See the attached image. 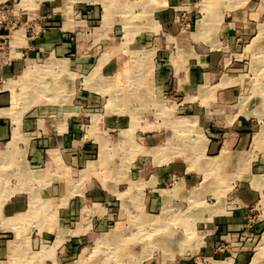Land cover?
<instances>
[{
    "label": "crops",
    "instance_id": "1",
    "mask_svg": "<svg viewBox=\"0 0 264 264\" xmlns=\"http://www.w3.org/2000/svg\"><path fill=\"white\" fill-rule=\"evenodd\" d=\"M190 1L0 0L17 21L0 86V186L14 189L0 199L10 219L0 226V254L10 241L3 238L28 230L52 239L62 263L124 208L173 210L180 231L171 240L187 239L190 219L201 223L205 240L195 254L202 250L204 264L243 259L247 206L264 186V150L254 146L264 136L256 133L263 111L247 96L252 88L234 82L240 64L227 58L242 45L239 8L218 9V23L206 10L203 29L188 10L191 24L180 29L175 8H193ZM30 209L55 219L40 229L16 226ZM168 256L135 258L192 264L191 256Z\"/></svg>",
    "mask_w": 264,
    "mask_h": 264
},
{
    "label": "rangeland",
    "instance_id": "2",
    "mask_svg": "<svg viewBox=\"0 0 264 264\" xmlns=\"http://www.w3.org/2000/svg\"><path fill=\"white\" fill-rule=\"evenodd\" d=\"M190 3H192L193 8H188L184 4L180 5L177 9L175 8V12H177L175 18L180 29L186 28L191 24L186 21V11L188 10L196 13L194 16L196 27L198 23L199 25L201 23L202 28H205L209 23V21L205 19L206 17H204L206 23L203 25L204 19L202 17L206 13V10H211L213 13L210 15L209 19H216L214 22L218 23L220 15L219 13H215L218 9L239 8L237 9L239 12L236 13L239 25H236L235 31L237 30V37L241 38L242 45L237 51L238 54L236 59L234 56L235 54L232 55L231 49V54H228L227 58H229L230 62H238L240 64L238 68L239 71L236 73L240 74V76L238 80L234 82H242L248 85V87L252 88V93L247 94L248 98L258 97L260 101V110L263 111V116L260 117V121L257 124L256 133L257 136L259 133L260 135H264V0H191ZM25 28L28 27L26 26ZM205 34L204 30H200L201 38H203ZM216 37L215 33H213L212 40L215 41ZM237 52L235 50V53ZM127 132L130 133V131ZM130 137L131 134H129L127 138ZM262 139L263 140L260 139L261 141L255 142V148H262V150H264V136ZM186 142L189 145L194 142L190 139V135L188 134L186 135ZM199 144L200 143L197 142L196 149L197 152L201 153L203 147H200ZM189 145L187 146L193 149L192 145ZM252 148L250 149L249 155L257 151ZM127 156L128 153L126 154V157ZM262 157H264V151ZM252 158H256V156L253 154L251 156V159ZM100 167L101 166L98 167V170L100 176H102L101 171L104 167H101L102 169ZM98 170H96V172H98ZM106 170V168L103 169L104 172ZM260 173L264 176V171ZM12 181L14 183L15 180ZM101 183L105 186L108 185V182L105 180H102ZM35 186L29 185L28 188L36 192ZM19 187L22 189L21 186H15V189ZM6 190L11 192L14 189L11 186L1 187L0 199L4 196L7 197L11 195L9 192H6ZM143 198L144 196H137L135 201H138L139 204H143ZM247 208L249 209L248 219L245 221L242 236H240L241 239L238 241L240 247H246L243 259H219L216 258L215 254H212L210 256L216 258V262L214 263L213 261L211 264H258V262L254 261V258L257 255L264 257V186L256 190L255 199ZM128 210H124L123 208L119 213L116 212L111 217V224L107 229L94 231V235L91 236L89 240L82 243L69 260H65L62 263L58 262L57 249L55 250L52 239L46 237L48 241L46 239L44 241L36 240L38 238L37 233L31 235V233H28L30 232L28 230L27 232L25 231V234L16 231L17 233L15 236L10 235L3 238L5 240L9 238L10 241L7 246V248H9H6L4 253L1 252L0 254V264H80L82 262V264H104V262L102 263L103 258L104 260L108 258L110 262L113 260L115 261V259H113L115 255H113L112 252L115 251L116 253L117 250L124 254L123 258L126 264H140L141 260H137L135 257L136 254L138 255L142 252L143 254H151V256L160 255L165 257L161 259V261L165 263L169 260L168 255L170 254V257L175 256L176 258L179 256H191L192 264H204L203 262L206 260V256L201 254L202 250L200 249L199 252L195 254L198 247H201L205 240L204 238V240L201 241L200 238L202 237L200 231L201 223H194V220L190 219L191 223L188 224L185 230V236L188 239L171 240L170 237L174 232H176V230L180 231L179 225L173 223V210L172 212L171 210H160L158 212ZM33 212L34 209H30L23 215L25 217H20L22 224L17 225L21 227L25 225L29 227L32 225L40 229V226L49 227L48 225L52 224L55 219V217L51 215H46L44 210H38L35 214ZM191 213V217L195 218L194 216L197 215L196 212L191 211ZM2 215L0 207V226H2V222L7 223V221L10 220L9 218L6 220L4 215ZM53 225L50 226L52 227ZM107 233H109L107 236H112L110 239L111 243L110 241L105 242V240L100 238ZM221 249H223V246H218L217 250L221 251ZM183 252L185 255H183ZM262 263L264 264V258H262L261 264Z\"/></svg>",
    "mask_w": 264,
    "mask_h": 264
},
{
    "label": "built area",
    "instance_id": "3",
    "mask_svg": "<svg viewBox=\"0 0 264 264\" xmlns=\"http://www.w3.org/2000/svg\"><path fill=\"white\" fill-rule=\"evenodd\" d=\"M14 12L9 4L0 5V86L3 84V67L5 63L12 60V44L10 42V33L16 28ZM189 25V24H187Z\"/></svg>",
    "mask_w": 264,
    "mask_h": 264
},
{
    "label": "bare ground",
    "instance_id": "4",
    "mask_svg": "<svg viewBox=\"0 0 264 264\" xmlns=\"http://www.w3.org/2000/svg\"><path fill=\"white\" fill-rule=\"evenodd\" d=\"M203 19H204V17H203ZM202 19V20H203ZM204 21V23H203V25L206 23V21H205V19L203 20ZM202 25V24H201ZM24 27V26H23ZM200 27H202V26H200ZM203 29V28H202ZM24 32H25V28H22V29H20L17 33H16V35H15V37L17 38V39H20L21 38V36H23V34H24ZM14 35V34H13ZM260 37V36H259ZM262 37V36H261ZM14 38V37H13ZM14 42V41H13ZM17 43V42H16ZM19 43V42H18ZM257 44V43H256ZM262 50V49H261ZM18 51V50H17ZM152 53V52H151ZM150 54V53H149ZM145 57V56H144ZM255 58V57H254ZM146 59V58H145ZM261 59V58H260ZM48 60V59H47ZM260 61V60H259ZM136 62V61H135ZM65 67V66H64ZM32 71V70H31ZM94 73V72H93ZM22 75V74H21ZM23 76V75H22ZM31 76V75H30ZM93 76V75H92ZM32 77V76H31ZM29 78V77H28ZM97 78V77H96ZM27 81H29V80H27ZM91 81V80H90ZM42 82V81H41ZM86 83V82H85ZM84 83V84H85ZM92 83V82H91ZM99 83H101L100 81H99ZM111 83V82H110ZM38 84H40V83H38ZM100 85V84H99ZM98 85V86H99ZM102 85H104L103 83H102ZM26 86H24L23 88H25ZM47 87V86H46ZM53 87V86H52ZM89 87V86H88ZM22 88V89H23ZM28 88V87H27ZM40 88V87H39ZM98 88V87H97ZM35 89V88H34ZM92 89H94V88H92ZM100 89V88H99ZM257 89V88H256ZM255 90V89H254ZM253 90V91H254ZM34 91V90H33ZM50 91V90H49ZM51 91H53V90H51ZM98 91H100V90H98ZM102 91V90H101ZM104 91V90H103ZM24 92V91H23ZM41 92V91H40ZM45 92V91H44ZM104 92H106V91H104ZM256 92V91H255ZM47 94V93H46ZM102 94H104V93H102ZM106 94V93H105ZM43 97V96H42ZM257 98V97H256ZM255 98V99H256ZM263 98V97H262ZM264 99V98H263ZM14 100V99H13ZM17 100V99H16ZM46 100V99H45ZM15 101V100H14ZM13 101V102H14ZM19 101H20V99H19ZM53 102H55V101H53ZM61 102V101H60ZM63 103V102H62ZM249 105V104H248ZM114 108V107H113ZM119 110V109H118ZM124 110V109H123ZM126 111V110H125ZM128 111V110H127ZM244 111V110H243ZM258 111V110H257ZM249 112V111H248ZM257 113V112H256ZM120 114V113H119ZM130 115V114H129ZM131 130V129H130ZM130 130H125V132H126V134H130L129 132H127V131H130ZM260 138H262V137H260ZM259 140V139H258ZM262 140V139H261ZM260 140V141H261ZM126 141V140H125ZM257 142V141H256ZM257 146H258V144H257ZM8 147V146H7ZM6 147V149H8ZM10 148H11V146H10ZM10 150V149H9ZM238 163V162H237ZM202 168V167H201ZM204 169V168H203ZM33 196V195H32ZM33 198V197H32ZM33 204V203H32ZM21 214H19V216H20ZM18 216V215H17ZM13 218V217H12ZM15 219V218H14ZM20 218L18 217L17 218V222H18V220H19ZM13 221V220H12ZM13 222H16V219H15V221H13ZM12 222V223H13ZM16 222V223H17ZM8 224H10V223H8ZM10 227H12L11 225H9ZM16 226H18V225H16ZM4 227H5V225H4ZM18 227H20V226H18ZM15 228H17V227H15ZM109 233H107V234H105L103 237L101 236L100 238L101 239H103V240H105V242H108V241H110V239H111V235H109V236H107ZM152 235V234H151ZM150 236V235H149ZM151 237V236H150ZM186 237V236H185ZM188 239V238H187ZM99 240V239H98ZM191 240V239H190ZM158 241V240H157ZM155 242V241H154ZM110 243H111V241H110ZM157 243V242H156ZM182 246V245H181ZM14 247V246H13ZM171 249V248H170ZM15 250V249H14ZM165 250H167V249H165ZM16 251V250H15ZM13 252V251H12ZM168 252H170V251H168ZM113 253V255H115L114 256V258L113 259H115V261L113 260V261H109V259L108 258H105V260H104V258L102 259V263L104 262V264H126L124 261V258H123V255L124 254H122V252H120V251H116V253H115V251L114 252H112ZM262 253V252H261ZM264 255V254H263ZM262 258H264V257H260V256H256L255 258H254V261H256V262H258V264H261V262H262ZM122 261V262H121ZM83 263V262H82ZM82 263H80V264H82ZM132 264V263H131ZM218 264V263H217ZM263 264V263H262Z\"/></svg>",
    "mask_w": 264,
    "mask_h": 264
}]
</instances>
